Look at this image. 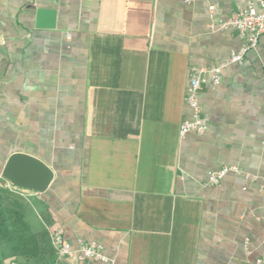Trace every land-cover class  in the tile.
<instances>
[{"label":"crops","instance_id":"0c3cea01","mask_svg":"<svg viewBox=\"0 0 264 264\" xmlns=\"http://www.w3.org/2000/svg\"><path fill=\"white\" fill-rule=\"evenodd\" d=\"M246 2L0 0V178L23 192L0 188L5 217L30 227L34 214L52 249L60 229L113 264L264 257V34L201 91L206 132L179 135L189 69L240 49L218 24ZM37 9L55 12L53 28L36 27ZM14 154L52 172L44 192L5 177ZM221 167L241 174L209 186Z\"/></svg>","mask_w":264,"mask_h":264},{"label":"built area","instance_id":"2783aa9c","mask_svg":"<svg viewBox=\"0 0 264 264\" xmlns=\"http://www.w3.org/2000/svg\"><path fill=\"white\" fill-rule=\"evenodd\" d=\"M209 12L212 14L213 8L210 7ZM218 25L221 29L235 30L242 42L241 47L217 65L189 69L184 102L190 110V119L181 123L179 127L180 137L189 133L200 136L206 132L208 120L201 110L200 93L207 83L213 87L219 85L223 69L231 64L241 63L246 54L258 45L260 37L264 34V0H247L246 6L242 10L227 20L219 21ZM228 173L241 174L235 167H221L218 170L208 172L207 184L209 186L218 185ZM245 177L248 178L249 176L245 174ZM0 188L23 195L22 190L11 186L1 178ZM260 191L264 197V180L260 186ZM48 233L56 254L61 258L71 259L79 263L91 260L100 264H113L104 255L103 248L99 244L77 240L76 247L73 248L64 238L60 229H50ZM10 264L15 263L11 262ZM255 264H264V257L256 259Z\"/></svg>","mask_w":264,"mask_h":264},{"label":"rangeland","instance_id":"374dc122","mask_svg":"<svg viewBox=\"0 0 264 264\" xmlns=\"http://www.w3.org/2000/svg\"><path fill=\"white\" fill-rule=\"evenodd\" d=\"M27 223L30 226L27 229H13L9 227L12 223L8 221V232L12 234V238L0 241V264H42L44 261H50L52 250L53 264H62L61 261L65 258L58 256L54 248H51L46 231L38 230L40 222L37 217L27 214Z\"/></svg>","mask_w":264,"mask_h":264},{"label":"water","instance_id":"95a60500","mask_svg":"<svg viewBox=\"0 0 264 264\" xmlns=\"http://www.w3.org/2000/svg\"><path fill=\"white\" fill-rule=\"evenodd\" d=\"M55 22V12L47 9L36 10V27L53 28ZM5 177L13 181L12 178H20L23 185L21 187L30 188L42 193L47 188L52 172L39 160L23 155H12L5 167ZM13 183V182H12Z\"/></svg>","mask_w":264,"mask_h":264},{"label":"trees","instance_id":"16d2710c","mask_svg":"<svg viewBox=\"0 0 264 264\" xmlns=\"http://www.w3.org/2000/svg\"><path fill=\"white\" fill-rule=\"evenodd\" d=\"M6 214L0 211V241H4L8 238H12V234L8 232V221H10L12 224L9 227H12L13 229L15 228H26L27 229V225L22 221L21 216L20 215H15V213L13 215L9 214V218L5 217ZM8 241H12V240H8ZM51 254V258L50 261H44V263L42 264H53L52 260L54 258V252L52 250Z\"/></svg>","mask_w":264,"mask_h":264}]
</instances>
